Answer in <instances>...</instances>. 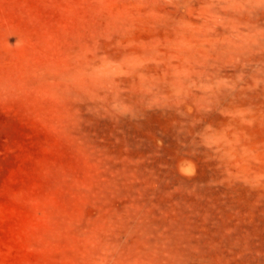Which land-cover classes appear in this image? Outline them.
I'll return each mask as SVG.
<instances>
[{
  "label": "rangeland",
  "instance_id": "374dc122",
  "mask_svg": "<svg viewBox=\"0 0 264 264\" xmlns=\"http://www.w3.org/2000/svg\"><path fill=\"white\" fill-rule=\"evenodd\" d=\"M0 264H264V0H0Z\"/></svg>",
  "mask_w": 264,
  "mask_h": 264
}]
</instances>
